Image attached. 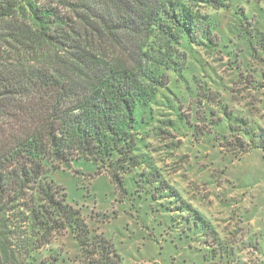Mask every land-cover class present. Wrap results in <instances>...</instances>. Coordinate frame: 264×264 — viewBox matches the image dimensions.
I'll return each instance as SVG.
<instances>
[{
    "label": "trees",
    "instance_id": "1",
    "mask_svg": "<svg viewBox=\"0 0 264 264\" xmlns=\"http://www.w3.org/2000/svg\"><path fill=\"white\" fill-rule=\"evenodd\" d=\"M263 119L264 0H0V264H121L51 179L81 160L158 202L167 230L206 234L212 264L232 259L161 177L151 141L180 135L240 160L264 152ZM65 236L77 258L53 247Z\"/></svg>",
    "mask_w": 264,
    "mask_h": 264
},
{
    "label": "rangeland",
    "instance_id": "2",
    "mask_svg": "<svg viewBox=\"0 0 264 264\" xmlns=\"http://www.w3.org/2000/svg\"><path fill=\"white\" fill-rule=\"evenodd\" d=\"M196 50L199 54L194 56L210 75L231 86L230 71L217 62L219 56ZM177 141L178 148H170ZM151 144V149H158L150 156L161 177L212 225L216 238L227 241L224 247L234 257L221 263L264 264V152L253 150L236 160L218 155L205 141L180 135ZM51 179L64 188L66 202L81 210L89 228L113 244L121 264H212V259L204 257L210 251L206 234L197 233L199 240L194 242L192 235L185 239L167 230L160 224L163 210L158 202L140 199L129 186L127 192L121 191L105 173L98 174L91 162L75 161L66 171L52 173ZM59 246L63 256L78 257L73 237L65 236L53 247ZM256 253L262 258H255Z\"/></svg>",
    "mask_w": 264,
    "mask_h": 264
},
{
    "label": "crops",
    "instance_id": "3",
    "mask_svg": "<svg viewBox=\"0 0 264 264\" xmlns=\"http://www.w3.org/2000/svg\"><path fill=\"white\" fill-rule=\"evenodd\" d=\"M256 256H257V257H261V258H262V255H261V254H259V253H258V254L256 253V255H255V258H257ZM260 262H261L260 264H263V263H262V261H260Z\"/></svg>",
    "mask_w": 264,
    "mask_h": 264
}]
</instances>
